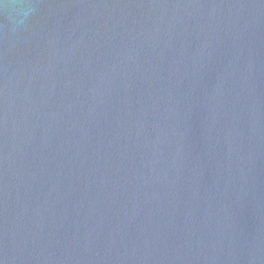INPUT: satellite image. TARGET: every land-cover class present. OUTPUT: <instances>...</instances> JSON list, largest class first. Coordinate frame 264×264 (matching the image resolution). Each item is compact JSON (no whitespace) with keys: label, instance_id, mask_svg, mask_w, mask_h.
<instances>
[{"label":"water","instance_id":"95a60500","mask_svg":"<svg viewBox=\"0 0 264 264\" xmlns=\"http://www.w3.org/2000/svg\"><path fill=\"white\" fill-rule=\"evenodd\" d=\"M0 264H264V0H0Z\"/></svg>","mask_w":264,"mask_h":264}]
</instances>
